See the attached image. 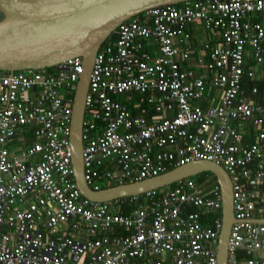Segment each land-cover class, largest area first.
<instances>
[{
    "label": "built area",
    "instance_id": "obj_1",
    "mask_svg": "<svg viewBox=\"0 0 264 264\" xmlns=\"http://www.w3.org/2000/svg\"><path fill=\"white\" fill-rule=\"evenodd\" d=\"M178 5L121 23L97 52L82 127L84 180L101 190L212 162L232 187L226 264H264V103L242 94L244 77L256 76L247 60L264 68V0ZM193 24L221 41L203 45L196 66L206 74L182 65ZM81 73L79 58L0 73V264H218L217 182L193 176L106 203L81 196L70 149ZM20 142L28 147L17 154L11 148ZM126 201L132 210L118 213Z\"/></svg>",
    "mask_w": 264,
    "mask_h": 264
},
{
    "label": "water",
    "instance_id": "obj_2",
    "mask_svg": "<svg viewBox=\"0 0 264 264\" xmlns=\"http://www.w3.org/2000/svg\"><path fill=\"white\" fill-rule=\"evenodd\" d=\"M189 1L194 0H0V73L44 70L79 58L82 73L72 104L70 149L73 175L81 196L89 202L106 203L210 173L221 193L217 262L226 264L227 242L235 218L231 181L222 167L195 161L156 177L101 190L91 189L84 180L82 127L97 52L121 23L150 9Z\"/></svg>",
    "mask_w": 264,
    "mask_h": 264
},
{
    "label": "crops",
    "instance_id": "obj_3",
    "mask_svg": "<svg viewBox=\"0 0 264 264\" xmlns=\"http://www.w3.org/2000/svg\"><path fill=\"white\" fill-rule=\"evenodd\" d=\"M188 30L191 32V39L189 42L191 54H190V59L188 61L189 64H185V63L182 64L183 68H192L194 70L198 69L196 71L197 75L199 73L206 74L205 68H203V67L198 68L196 66V65H198L199 60L202 59V57H204L203 45L205 43H208V42L212 43L213 45H221V41L218 38L217 34L211 32V31H206V30L202 29L201 24L190 25V26H188ZM156 49H157V45L155 42H151L148 45V50L150 52H154ZM246 68L255 70L256 76H258V78L264 77V68L261 66H258V64H255L252 59L247 60ZM217 96H218V94L215 92L207 94L209 103L214 105L217 102ZM133 98H135V100H137V101H140L142 99L143 101H141V107L145 108L147 110V113L150 111L148 106L146 105V102H145L143 96L135 94V95H133ZM123 100H124V98H123ZM193 104L198 105V106L202 107L203 109L207 105L206 102L203 103L201 101H197V102L195 101V102H193ZM204 104H206V105H204Z\"/></svg>",
    "mask_w": 264,
    "mask_h": 264
},
{
    "label": "trees",
    "instance_id": "obj_4",
    "mask_svg": "<svg viewBox=\"0 0 264 264\" xmlns=\"http://www.w3.org/2000/svg\"><path fill=\"white\" fill-rule=\"evenodd\" d=\"M179 6L180 5H177L176 7H179ZM112 37H114V35H111V38ZM254 87L257 89V94L251 95V90ZM242 94L248 96L249 98H251L253 101H255L257 103L263 104L264 103V77L258 78V76H255L253 79H249L245 76L244 81H243ZM118 100L123 101V98L121 97ZM263 130H264V128H263ZM25 132H29V131L25 130ZM31 133L33 134L32 131H31ZM25 138H26L25 140L27 142H29L30 138H29V140L27 139V136ZM252 141H253V138H248V139H245L244 142L249 143ZM26 146L28 147V144L26 142H25V144H22V142L16 143V144L13 143L11 149L15 153L19 154V151L21 152L22 150H24V147H26ZM197 178L200 180H203L204 178H208L210 180V182H212V183L216 182L215 177L210 173L199 174L197 176ZM112 186L113 185H109V186L103 185L101 188H107V187H112ZM116 208H117L118 213L123 214V215H127L132 210V205L130 204L129 201H126L125 203H123L122 205H119ZM117 232L122 233V234L125 233V231L123 229H119V230H117Z\"/></svg>",
    "mask_w": 264,
    "mask_h": 264
},
{
    "label": "bare ground",
    "instance_id": "obj_5",
    "mask_svg": "<svg viewBox=\"0 0 264 264\" xmlns=\"http://www.w3.org/2000/svg\"><path fill=\"white\" fill-rule=\"evenodd\" d=\"M154 56L156 57V55L152 54V57H154ZM155 57H154V58H155ZM154 58H153V59H154ZM220 230H221V229H220ZM219 234H220V232H219ZM218 238H219V235H218ZM217 247H218V242H217ZM226 262H227V259H226Z\"/></svg>",
    "mask_w": 264,
    "mask_h": 264
},
{
    "label": "rangeland",
    "instance_id": "obj_6",
    "mask_svg": "<svg viewBox=\"0 0 264 264\" xmlns=\"http://www.w3.org/2000/svg\"><path fill=\"white\" fill-rule=\"evenodd\" d=\"M197 176H198V175H197ZM197 176H196V177H197Z\"/></svg>",
    "mask_w": 264,
    "mask_h": 264
}]
</instances>
